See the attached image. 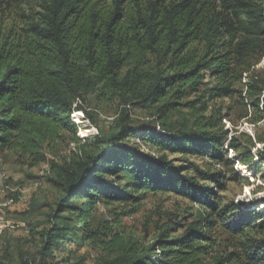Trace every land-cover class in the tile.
<instances>
[{
    "label": "trees",
    "instance_id": "trees-1",
    "mask_svg": "<svg viewBox=\"0 0 264 264\" xmlns=\"http://www.w3.org/2000/svg\"><path fill=\"white\" fill-rule=\"evenodd\" d=\"M37 3L38 12L23 14V28L5 30L0 37V150L48 162L61 195L39 234V259L23 252L15 259L6 250L0 264H52L54 252H66L68 243L87 242L108 253L101 264H264L260 206L224 203L218 196L226 190L221 172L193 164L184 169L171 159L233 164L230 148L246 153V163L254 160V140L246 135L243 149L235 135L229 140L223 121L232 116L225 101L239 98L251 115L248 121L264 125V82L255 74L264 60L261 0ZM91 97L116 103L120 115L112 134L81 146L72 114H88L85 104ZM130 108L151 120L141 126L140 140L158 155H143L127 141L136 136ZM70 143L78 145L72 158L59 166L47 159ZM257 143L263 145L256 167L262 170L264 131L256 134ZM124 178L129 183L120 187ZM148 191L186 198L202 214L163 226L148 248L108 224L93 227L96 205L140 206ZM135 208L125 215L136 213ZM222 233L240 239L226 256L218 254Z\"/></svg>",
    "mask_w": 264,
    "mask_h": 264
},
{
    "label": "rangeland",
    "instance_id": "rangeland-1",
    "mask_svg": "<svg viewBox=\"0 0 264 264\" xmlns=\"http://www.w3.org/2000/svg\"><path fill=\"white\" fill-rule=\"evenodd\" d=\"M261 2L264 5V0ZM38 11L37 0L14 2L0 0V37H3L5 30L23 28L26 21L22 18L23 14L31 15ZM255 74L264 82V60L257 66ZM247 82L248 80L241 85L243 89ZM225 106L226 109H230L229 112L232 114L231 119L223 121L225 130L230 132L229 140L235 135L238 139L236 144L238 143L243 149H246L248 141L246 135L251 137L256 145L252 150L255 155L254 160H248L246 163V153L239 154L230 148L226 149L229 150L228 159L234 162L233 164H214L209 158L201 160L173 156L171 159L174 160L176 166L184 167V169L193 164L208 173L221 172L224 177L221 179L226 185V190L219 191L217 194L224 203L234 201L250 206L255 202L256 209L259 205L261 211H264V167L262 170L256 168L260 160L257 150L263 147L259 143L256 144V134H261L264 131V125H254L248 121L251 115L247 117L246 108L239 98L231 102L225 101ZM85 108L88 114L79 111L72 114L81 146L98 135L112 134L116 119L120 115V108L116 103H101L94 97L89 98ZM130 109V117L133 120L131 125L135 127L134 135L136 136L128 137L127 141L143 155H158L155 150L143 145L140 140L144 133L141 126L147 125L151 120L139 109ZM157 131H160L158 127ZM76 151H78V145L70 143L65 150H60L58 156L48 155L47 159L54 160V163L59 166L65 159L72 158V153ZM0 174L4 175H0V257L6 250H9L15 259L18 258L20 252L39 259L38 252L42 246L39 234L44 227L49 225V217L56 210V203L61 195L59 189L53 184L55 176L51 166L48 162L37 163L34 159L25 157L17 151L6 149L0 150ZM186 174L194 175L193 171H188ZM111 179L113 180V178ZM123 180L119 184L120 187H125L129 183L127 178ZM198 181L203 184L207 183L200 179ZM207 185L213 187V184ZM218 189L214 185L216 192ZM143 197L140 206L132 203L124 205L119 202H114L111 206L96 205L93 227L99 223L108 224L122 237L134 239L148 248L156 242L161 229L163 230L169 223L183 222L191 215L195 217L202 214L200 207H196L188 199L173 193L148 191L143 193ZM132 208L138 209L137 212L125 215ZM118 218H120V224L116 223ZM188 219L193 221L195 218ZM181 232L179 231L173 236L180 235ZM251 235H256V232H252ZM239 240L238 237L222 233L219 238L218 254L226 256L235 251L233 246L237 245ZM66 246L68 247L66 252H54L55 258L50 259V263L101 264V261L108 255L101 247L88 242L83 243L82 246H71L69 243ZM159 253L158 251L156 255L152 254L154 259L155 256L160 255Z\"/></svg>",
    "mask_w": 264,
    "mask_h": 264
},
{
    "label": "bare ground",
    "instance_id": "bare-ground-1",
    "mask_svg": "<svg viewBox=\"0 0 264 264\" xmlns=\"http://www.w3.org/2000/svg\"><path fill=\"white\" fill-rule=\"evenodd\" d=\"M0 175H1V174H0ZM1 176H4V175H1ZM1 176H0V177H1ZM5 179H6V178H5ZM2 180H3V179H2ZM3 181H4V180H3Z\"/></svg>",
    "mask_w": 264,
    "mask_h": 264
}]
</instances>
